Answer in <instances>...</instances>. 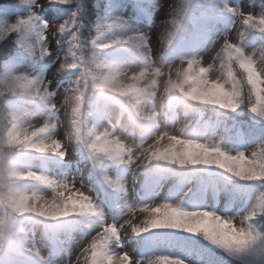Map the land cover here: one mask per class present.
Segmentation results:
<instances>
[{
  "label": "rangeland",
  "instance_id": "obj_1",
  "mask_svg": "<svg viewBox=\"0 0 264 264\" xmlns=\"http://www.w3.org/2000/svg\"><path fill=\"white\" fill-rule=\"evenodd\" d=\"M18 1L21 2V0ZM209 1L212 7L222 12L219 18H208L204 21L205 27L211 30L208 41L211 47H201L200 44H193L192 48L182 47L180 56L167 63H163L160 59V54L170 47L168 45V49L165 50L163 38L172 31L168 21L180 0H142L138 5L140 11H136L130 5H118L116 0L109 7L110 15L126 22L123 33L117 31L116 34L126 35L127 45L132 46L130 37L140 34L149 37L148 47L139 41H137L141 45L139 51L132 46L140 56L111 59L110 62L115 66L112 68L113 74L100 89L104 94H116L113 97L115 99H123L124 95L134 88L141 91L134 108L139 115L138 122L124 118L117 111L102 110L97 124H94L96 141L90 149L97 154L103 151H117L119 165L127 170L126 174L118 177L115 169L107 168L102 172L103 179L116 190L117 197L120 199L118 209L110 212L105 208L104 198L96 193L99 185L90 171L89 163L80 161V148L84 147L85 143L83 137L80 139L79 125L81 122H87V116L80 120L77 115V109L82 108V103L78 99V89L72 87V81H65L57 93H49L55 79L66 77L67 72L74 66L71 51L66 47L58 46V42H61L65 36L66 25L63 34L57 30L59 23L70 18L71 11L62 14L59 9L79 8L80 12L74 16L72 25L79 28V31L87 32L93 14L97 10L93 7L96 0H67L65 4L56 3L54 0H48V2L30 0L31 4L28 8L5 9L0 13V58L13 51L10 41L24 24L20 23L21 21H28L26 26L32 32L29 43L34 59L32 61L18 60L12 63L7 69L8 82L15 79L21 80L25 86L24 94L29 99L48 104L45 111L35 110L32 105H19L15 111L17 114L15 120L18 123L14 125V129H22L24 132L21 133H16L13 126H8L0 106V146H8L9 148L6 149L16 151V148L10 146L12 139L26 135L29 140L36 133H43L48 139H42L37 145V151L49 155L61 151L60 158L64 162L63 165L50 170L40 168L35 162L28 167L17 168V175L31 176L42 182L37 187L32 185L22 190L20 212L28 213L32 217H40L37 215L40 211L54 212L65 206L71 209L70 201H75L89 207L76 208L70 212V215L75 212L90 211H98L102 215L93 223L82 226L80 230L63 234L60 238L62 246L59 244L62 255L52 261L48 260L49 244L41 234V227L36 226L35 233L30 232L23 245L22 251L25 254L37 256L42 264H90V256L93 252L100 254L98 264H124V254L130 258L131 264H154L159 259L179 260L181 264H206L175 245H160L153 253L144 256L139 249L143 232L138 238L132 232V228L133 226L146 227L144 223L146 218L156 208L163 210V206L168 205L178 210L177 206H180L178 203H162L157 191L151 198L141 203L134 191L139 187V182L144 179L146 171H152L154 170L152 168L159 165L155 161V156L158 153L162 154V151L166 149H171L179 155L188 151L202 153L204 149H207L213 154V158H217L219 153L233 158L228 161L234 166L248 165L256 172L264 170V161H261L264 157V141L257 147L247 148L246 144L234 147L230 143L227 131L221 125L212 127L205 136H199L193 130L194 120H187L181 109L179 113H173L170 120L165 118L169 113L166 109L167 104L176 99L187 100L185 96L187 87L196 84V94L200 95L208 91L213 93L216 101L238 102V109L231 111L228 110L229 108L220 107L221 111H215L217 114L226 118L229 115L231 118L241 119L247 130L264 131V117L261 115L264 114V31L261 30L260 24V20L264 19V0ZM41 3L43 5L37 11V5ZM22 5L26 4L22 3ZM144 11H150L151 23L131 21L130 15L137 12L141 14ZM38 14L44 15V22L36 19ZM232 14L236 17L230 23L229 17ZM248 16H251L252 20L245 25L243 21ZM13 25L17 27L13 28ZM38 33L45 37L44 41H37ZM251 35L259 37L254 45H249ZM223 46L225 49L222 50ZM234 47L240 49L241 58L237 56ZM53 57L56 58L55 64L46 72H42L41 65ZM241 60L252 65V71L255 73V90L247 82V72L240 67ZM61 65H63L62 68ZM20 74L28 78L18 79ZM88 82V85H84L78 81L82 86L93 88L92 77ZM148 96L153 97L152 102L148 101ZM73 108L76 109L74 117L72 116ZM250 108H256L257 111L254 113L250 111ZM145 123H148L151 128V136L143 141L139 135L143 133ZM27 140L24 139L23 142ZM73 160L77 161V165L72 163ZM222 181L224 182L223 179ZM239 181H244L243 183L246 184L241 185L245 187H248V184L252 185L254 191L250 205L244 213L235 215L228 212L221 213L220 210L213 213L200 210L192 214H184L193 220L209 219L211 223L224 220L237 229L247 228L250 225L249 221H260V232L251 226L256 232L264 235V178ZM191 184L189 183V186ZM99 193L107 199L100 190ZM254 211H257L258 215L252 217ZM205 213L208 217L204 216ZM247 214H250L249 218L246 222H242ZM158 229L168 230V228ZM179 230V236L184 237L186 232L180 228ZM197 235L200 233L197 232ZM197 235L191 239L196 240ZM218 249L219 254L223 252L222 248ZM210 258L218 264L224 262L222 258H220L222 261L212 256ZM229 259L236 264H243L241 260L230 255Z\"/></svg>",
  "mask_w": 264,
  "mask_h": 264
},
{
  "label": "clouds",
  "instance_id": "obj_2",
  "mask_svg": "<svg viewBox=\"0 0 264 264\" xmlns=\"http://www.w3.org/2000/svg\"><path fill=\"white\" fill-rule=\"evenodd\" d=\"M48 2V0H45ZM100 0H96V3L93 5L94 8H99ZM43 3L37 5V11L42 7ZM80 9L77 8L75 11V16L79 14ZM74 13V12H73ZM72 13V16H73ZM189 14L188 9V0H180V2L176 5L175 10L171 13V19L168 23L172 27V31L168 32L167 35L163 38V45L165 50L168 49L169 42L172 44V37L177 36V33L180 30V23L181 18L185 17ZM74 23V21H73ZM125 21L119 17L108 15L105 16L103 21L97 22L93 29L94 35H90L86 45H88V51L90 56L81 57V63L83 65V70L80 73L81 77H86L91 74L95 68H99L102 66H107L109 69L115 67L112 62H110L107 58L101 56L106 50L114 49L118 46H125L127 45V41H125V36L123 34H116L117 31L123 33ZM68 24V20H64L63 22L59 23L58 31L63 34L65 31V25ZM45 27H47V22H45ZM79 31V28L77 29ZM143 39L141 42L145 47H148V39L149 37L145 34H140ZM37 41L42 42L45 40V37L41 34H37ZM77 39V33L72 32L69 38V42L74 41ZM131 39V37L129 38ZM19 48H22L24 51L27 49V46L21 38L19 41L16 42ZM230 47V45H229ZM71 51V46L68 49ZM46 51V50H45ZM51 55V53H47ZM63 65H61V68ZM240 67L243 68L247 72V82L252 85L253 90H255V82L254 77L255 73L252 71V65L241 60ZM28 77L24 74H20L18 79H27ZM219 103L221 107L226 105L223 101H214ZM253 108H250L252 111ZM253 112V111H252ZM76 113V109H72V116L74 117ZM74 123V121H73ZM249 173L246 175L245 173ZM235 173V172H234ZM235 175V174H234ZM240 179H249V178H264V170L260 172H256L251 168H244L243 166L240 167L239 176ZM89 205H85L83 203H72L71 209L68 206H65L63 209L54 211V212H46L40 211L37 213L38 216L44 217L45 219H55L57 216H69L70 212L76 208H87ZM250 214H247L243 217L242 222H246L249 218ZM40 220L34 221V224L38 223ZM204 237L206 240H210L213 244L217 245L218 247L222 248L225 252H227L230 256L239 259L243 262V264H264V235H261L259 232H256L255 229L248 225L247 228H240L237 231H227L223 237L219 234L216 236L205 235ZM222 243H216V241L221 240Z\"/></svg>",
  "mask_w": 264,
  "mask_h": 264
},
{
  "label": "trees",
  "instance_id": "obj_3",
  "mask_svg": "<svg viewBox=\"0 0 264 264\" xmlns=\"http://www.w3.org/2000/svg\"><path fill=\"white\" fill-rule=\"evenodd\" d=\"M10 1H13V0H0V2H10ZM197 3H199V1H197ZM73 21H74V17L68 18V24H66V26L69 27L66 30V35H67L66 40H65L66 41V46H69V47L71 46V48L73 50V53H74V58L76 60H79V59L81 60L82 56L86 57V54L89 53V51H88V47L89 46L86 45L85 43H87L90 35L93 33V30H91L90 32H88V31L87 32L86 31H84V32L83 31H77V28L75 30V28L72 25ZM90 28H92V27L90 26ZM72 32H76L77 33V39L74 40V41H71V44H70L69 38H70ZM10 45H11V41H10ZM91 75H92V77H94L96 75V73L95 72H91V74L88 75V76H91ZM92 84H93V82H92ZM17 85H19V83H13L10 88H12V87L15 88ZM7 88H8V86L6 88H4V89H7ZM7 93L8 92H5V94L0 96L1 109H2V104H1L2 96H7ZM212 94H213L212 92L209 93L208 91H206V92L201 93L199 95V94H193V91H192L191 94H190L191 97L188 100L181 101L182 102V106L184 107V110H188L189 108L194 107L197 110V112H200L201 114H206L201 109L202 105L197 106V105L194 104V102H198L200 104H203L204 108H206V109L211 108V110H214V109H219L220 110L221 106H220L219 103L214 102L216 100H215V98H214V96ZM110 95H115V94L111 93ZM229 103L234 105V107H223V108H229L228 110H231V111L234 110V109H238L239 108L237 106L238 102H227V101L225 102V104H229ZM4 116H6L5 113H4ZM21 140H24V137L19 138V141H17L16 139H12L11 142H10V145L11 146L12 145H16V144L20 143ZM2 150H4V149H2ZM186 153L187 154H192V158L193 159H199L200 153L197 152V151H188ZM186 153H184L182 155H179L178 153H174L173 150H165L164 152H162V154H160V153H158V154H159V157H160V161L163 163L162 166H164V168H172V166H173V167H176V168H179V169H186V168H188V169H198V171H196V173L198 175L214 174V175H220L225 180L232 179L230 181H233L236 184H240V183L244 182V181H239L240 178L238 176L234 175V172L240 171L241 165L238 164L237 166H234L233 164H230L229 161H225V163L228 164L233 169L232 172H229L226 168L219 167V166H217L215 164L191 163L189 161V159L187 158ZM1 158H2V154L0 155V166L3 163ZM3 158L5 160V155H3ZM180 160H184V163H182V164L179 163ZM239 160H241V159H239ZM261 161L262 162L264 161V157L261 158ZM244 168L247 169V168H249V166L248 165L244 166ZM4 171H5V168H3V173H4ZM179 171H182V170H179ZM3 173H2V175H3ZM245 174L248 175L249 173L246 172ZM5 181H6V178H4L3 176H0V186L4 185V186H6V188H9L8 180H7L6 184H5ZM0 201H1V204L3 206H6V203L4 201H2V194L1 193H0ZM168 229L176 230L177 234H179V232H180L179 228H168ZM180 229L184 230L183 228H180ZM150 230H152V229H150ZM185 232H186V238H193V237H195L197 235V233L194 234V233H190V232H187V231H185ZM3 233H4V231L0 229V243H4V240L2 238ZM198 233H200L199 236L201 238L205 239L203 231H200ZM199 236H197V237H199ZM205 241L209 245V254H211L212 257H215L216 259H219V260H220V258H222V260H224V262L229 263V264L232 263V261L229 259V254L227 252L224 253V250H222L223 252H221L220 254L217 253V252H214L212 249L220 251L218 249L220 247H218L217 245L213 244L210 240H206L205 239ZM93 256H95V255H93ZM93 256H92V258H93ZM96 261H97V259H96Z\"/></svg>",
  "mask_w": 264,
  "mask_h": 264
},
{
  "label": "snow or ice",
  "instance_id": "obj_4",
  "mask_svg": "<svg viewBox=\"0 0 264 264\" xmlns=\"http://www.w3.org/2000/svg\"><path fill=\"white\" fill-rule=\"evenodd\" d=\"M22 3H30V0H21ZM54 2L59 4L67 3V0H54ZM75 16V12L73 13ZM31 19V17H30ZM252 20L251 16H248L244 19V24L247 25ZM20 23H24L28 25V21H21ZM261 30L264 31V19L260 20ZM13 28L17 27V25H13ZM141 36H135L131 38L132 46L135 47L138 51L141 47L137 41H142ZM171 42H169L170 45ZM29 53H31V46H27L26 49ZM44 54V50L42 49V55ZM224 107H234L231 103L224 105ZM252 111L255 113L257 111L256 108H253ZM264 117V114H261ZM19 141V137L14 138ZM24 139L27 140L28 137L25 135ZM197 148L201 146H195ZM187 158L191 163H203V164H215L219 167L226 168L229 172H232L233 169L225 163V161L231 160L233 158L225 156L223 153H219L217 158H213V154L210 153L207 149H204L202 153L199 155V159H193L192 154H187ZM179 163H184V160H180ZM236 176H239V171L234 173ZM256 179V178H249ZM75 201H70V203H74ZM205 217H208V214H204ZM146 227L141 228L139 226H133L132 232L136 235L141 234L142 232H147L150 229H158V228H183L185 231L190 233H197L203 231L205 235L216 236L220 235L223 237L225 230L230 229L231 231H237L232 224L225 222L224 220H217L215 223H211L209 219L205 220H193L188 218L184 213L178 212L175 208H171L168 205L163 206V210L161 208H156L149 213V216L146 218L145 222ZM222 239L216 241V243H222ZM124 264H131L130 258L127 254H124L123 257ZM154 264H181L179 260H168V259H159Z\"/></svg>",
  "mask_w": 264,
  "mask_h": 264
}]
</instances>
